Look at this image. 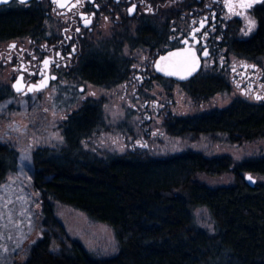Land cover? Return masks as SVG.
I'll list each match as a JSON object with an SVG mask.
<instances>
[{"label": "trees", "instance_id": "1", "mask_svg": "<svg viewBox=\"0 0 264 264\" xmlns=\"http://www.w3.org/2000/svg\"><path fill=\"white\" fill-rule=\"evenodd\" d=\"M255 30L239 47L250 54L264 53V0L251 10ZM191 82L193 96L206 99L216 88ZM207 82V81H206ZM200 85V86H199ZM202 89V90H201ZM10 95L0 88V98ZM93 106L85 104L64 121L66 147L54 154L47 149L31 152L32 185L41 195L69 204L112 226L118 240L116 254L99 258L78 241L62 243L64 234L44 201L46 226L19 264H264V181L247 184L240 171L264 173V155L232 163L227 155L207 157L186 150L164 157L127 152L108 158L87 156L80 147L98 121ZM220 131L240 142L264 133V103L234 99L228 105L170 123V131ZM181 132V131H179ZM17 153L0 140V183L17 162ZM233 171L235 182L209 186L200 173L216 175ZM47 204V205H46ZM205 206L213 221L208 232L198 225L193 208Z\"/></svg>", "mask_w": 264, "mask_h": 264}, {"label": "flooded vegetation", "instance_id": "2", "mask_svg": "<svg viewBox=\"0 0 264 264\" xmlns=\"http://www.w3.org/2000/svg\"><path fill=\"white\" fill-rule=\"evenodd\" d=\"M234 1L0 0V88L22 98L59 94V99L66 100L71 94L74 99L76 93H83L88 85L119 87L126 93L131 88L134 100L142 99V107L152 114L147 118L153 116L169 132L174 120L205 112L169 110L171 103L165 106L162 97L163 88L168 90L172 83L183 85V92L192 99H201L189 88L197 77L192 85L195 90L198 83L203 84L199 85L202 89L216 88L213 93L231 91L234 86L236 99L264 103L255 98L264 96V53L250 54L239 47L246 36L240 35L242 20L232 14ZM183 47L199 58L198 71L185 81L160 74L155 66L158 57ZM205 49L207 57L203 56ZM18 79L22 93L12 87ZM32 86L40 90L28 93ZM101 99L82 96V103L72 112L85 104L93 106L97 125L102 116ZM175 126V133L171 132L175 135L201 133L180 129L179 123Z\"/></svg>", "mask_w": 264, "mask_h": 264}, {"label": "rangeland", "instance_id": "3", "mask_svg": "<svg viewBox=\"0 0 264 264\" xmlns=\"http://www.w3.org/2000/svg\"><path fill=\"white\" fill-rule=\"evenodd\" d=\"M260 1L243 0V3L253 5ZM240 4L241 0H235L231 8L232 14L240 13L238 16L243 22L240 35L245 37L249 35L244 34L248 20L256 22V19L249 8ZM261 60L264 65V57ZM183 87L172 83L168 90L163 88L162 100L167 103L165 106L171 103L169 110L200 113L224 107L238 95L233 86L231 91H218L206 99H192L190 93L183 92ZM130 89L126 93L119 87L108 89L88 85L83 93H76L74 99L71 94L73 100L70 95L67 100L59 99V94L50 97L40 95L35 99L14 94L0 98V140L14 148L18 158L0 183V264H19L26 259L32 245L46 228L44 201L49 199L54 217L64 231V234L57 233L62 243L55 244L54 251L59 252L73 239L95 257H109L118 251L119 243L111 225L90 217L74 206L51 197L48 199L32 185L31 152L47 149L57 154L66 147L64 119L82 103V96L102 98L100 122L79 142L87 156L108 158L140 151L142 155L164 157L193 150L207 157L227 155L234 164L264 155V133L240 142L230 141L227 134L220 131L172 134L142 107V99L134 100ZM149 114L150 119L147 118ZM141 144L147 146L141 147ZM240 172L244 175L246 171ZM250 172L257 181H264V173ZM197 179L209 186L227 185L235 182V174L231 170L216 175L200 173ZM192 213L198 225L208 232L214 230V221L205 206L193 208ZM12 238L14 242H11Z\"/></svg>", "mask_w": 264, "mask_h": 264}, {"label": "snow or ice", "instance_id": "4", "mask_svg": "<svg viewBox=\"0 0 264 264\" xmlns=\"http://www.w3.org/2000/svg\"><path fill=\"white\" fill-rule=\"evenodd\" d=\"M21 2L23 3L25 2V0H21ZM240 6L244 8H250L252 5L251 3H243V0H241ZM236 14L239 15L240 13H236ZM87 26H88V22L86 21L85 27ZM255 27H256L255 20L249 19L247 23L246 31L244 32V34L245 35L250 34ZM77 31H79V29H77ZM185 43H187V41H185ZM11 47H14V45ZM185 51H190V50L186 49ZM169 56L177 57L179 59L172 66L164 67V68L160 67L159 62H157V65H156L157 71H162L164 72L165 75H168V76H177L179 79H186L187 77L191 76L199 68V58L195 56L194 52L191 53V56H182L181 52L169 53ZM203 56L204 57L209 56V52L206 49L203 51ZM160 59L166 60L168 58L161 57ZM44 63L47 64L48 61H44ZM245 67L255 68V65H245ZM181 73H185L186 75L181 74ZM52 78L55 79V77H52ZM19 83H20V80L18 79L17 82L12 85V87L17 93H22L23 90L18 86ZM34 90L39 91L40 89L35 88V86H32L28 88V93H31ZM28 93H24V94H28ZM255 98L257 100H260V99H264V96L257 95ZM146 146H147L146 144H141V147H146ZM248 179L252 180L253 178L249 176Z\"/></svg>", "mask_w": 264, "mask_h": 264}, {"label": "water", "instance_id": "5", "mask_svg": "<svg viewBox=\"0 0 264 264\" xmlns=\"http://www.w3.org/2000/svg\"><path fill=\"white\" fill-rule=\"evenodd\" d=\"M186 49L187 50H190V51H185ZM173 52H181L182 56H191V53L193 51L191 49L187 48V47L171 49L169 51H166L164 54H162V55H160L158 57V59H157V61L155 63V66L157 65V62H159L160 67H162V68L172 66L179 59L177 57H171V56H169V53H173ZM195 56H196V54H195ZM161 57H167L168 59L161 60L160 59ZM199 65H200V62H199ZM198 69L191 76L187 77L186 79H179L177 76H168V75H165L164 72H162V71H158V72L160 74H162L163 76L171 77V78H173L175 80H178V81H185V80H188L189 78H191L198 71ZM181 74H185V73H181ZM243 176H244V179L246 180V182H247L248 185L253 186L255 184L256 178L251 174L250 171H246ZM249 176H251L253 179L252 180H249L248 179Z\"/></svg>", "mask_w": 264, "mask_h": 264}]
</instances>
